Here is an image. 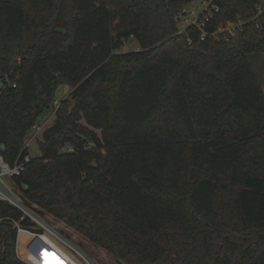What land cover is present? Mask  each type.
I'll return each mask as SVG.
<instances>
[{
	"label": "trees",
	"instance_id": "1",
	"mask_svg": "<svg viewBox=\"0 0 264 264\" xmlns=\"http://www.w3.org/2000/svg\"><path fill=\"white\" fill-rule=\"evenodd\" d=\"M192 1L0 0V157L27 155L69 86L14 182L117 264H264V90L248 63L264 55V27L179 34ZM255 1L219 3L206 30ZM131 38L139 50L119 53ZM22 217L0 201V264H26Z\"/></svg>",
	"mask_w": 264,
	"mask_h": 264
},
{
	"label": "built area",
	"instance_id": "2",
	"mask_svg": "<svg viewBox=\"0 0 264 264\" xmlns=\"http://www.w3.org/2000/svg\"><path fill=\"white\" fill-rule=\"evenodd\" d=\"M195 1L193 0L188 6ZM199 7L195 11H188L187 6L182 7L180 10L179 16L181 20L182 29L178 32L183 34L186 29L193 28L197 32L201 33V40H204L208 36L218 40L220 36L227 41L229 38L235 37L237 32H240L245 25H251L252 28L262 29L264 27V0H256L254 6L250 12V15L246 19L238 18L234 22H224L219 23L215 29L214 33H209L206 28L215 16L220 13L219 3H224L228 0H201ZM7 80V76H5ZM0 91L3 89V82L0 76ZM12 87H15L12 85ZM61 103L58 101H53L51 104V113L49 117L44 121L43 124H37L32 132L33 135L29 138V144L25 145V150L29 149L31 142L40 135L48 126L50 120L54 118L56 112L60 108ZM27 151V150H26ZM68 151H72L70 148ZM33 157L30 153L17 158L15 162L10 165L2 160L0 157V201L8 204L12 208L14 207L20 213H22V220H29L33 225L37 226L40 230H43L47 234H50L55 239H57L66 250L71 254H76L81 257L87 264H94L92 260L84 254V252L72 243L68 238L66 239L60 232L55 230L50 224H48L35 210L34 207L25 205L23 202L22 196L20 195L19 188H16L14 180L19 177H23L28 173L29 166ZM17 231H19V223H15Z\"/></svg>",
	"mask_w": 264,
	"mask_h": 264
},
{
	"label": "rangeland",
	"instance_id": "3",
	"mask_svg": "<svg viewBox=\"0 0 264 264\" xmlns=\"http://www.w3.org/2000/svg\"><path fill=\"white\" fill-rule=\"evenodd\" d=\"M201 0L195 1L194 3L184 5L187 6L188 11H195L197 7L200 6ZM182 6V7H184ZM182 9V8H181ZM179 16V14H178ZM241 18V17H236ZM236 20V19H235ZM234 22V21H233ZM235 23V22H234ZM178 32L182 29L181 20L177 23ZM139 45L134 38L128 40L123 47L118 51L119 53H131L132 51H138ZM248 63L252 68L253 73H255L259 83L261 84L262 90H264V55H254L248 57ZM1 83V82H0ZM72 89L66 84H62L57 88L54 101L62 103L64 100H70ZM51 110V109H50ZM46 112L37 124H43L44 121L49 117L51 111ZM53 121V118L50 120L49 124ZM48 124V125H49ZM33 135L31 132L30 136ZM28 136L25 141V145L29 144ZM40 135L35 137L31 142L29 149H26L28 154L35 159L41 156L36 140ZM24 145V148H25ZM68 147H64L62 150L67 151ZM104 155V152L102 153ZM27 174L24 176L26 177ZM17 188V186H15ZM34 210L37 212L38 208L35 205ZM48 224H50L55 230L60 232L66 239L72 241L77 247H79L84 254H86L94 264H117L114 260L108 256L104 251L99 250L95 246H92L88 241L82 239L76 232L72 229H69L64 226L62 222L55 221L50 215L42 217ZM62 244L55 239L50 234H47L43 230H40L37 226L33 225L26 229L19 228L17 234V241L15 249L19 258L24 261L26 264H87L81 257L76 254H71L68 250L61 246ZM47 254V256L45 255Z\"/></svg>",
	"mask_w": 264,
	"mask_h": 264
},
{
	"label": "water",
	"instance_id": "4",
	"mask_svg": "<svg viewBox=\"0 0 264 264\" xmlns=\"http://www.w3.org/2000/svg\"><path fill=\"white\" fill-rule=\"evenodd\" d=\"M73 108H74V107H73V104L69 106V113L72 111ZM94 166H95V165H93V167H94Z\"/></svg>",
	"mask_w": 264,
	"mask_h": 264
},
{
	"label": "snow or ice",
	"instance_id": "5",
	"mask_svg": "<svg viewBox=\"0 0 264 264\" xmlns=\"http://www.w3.org/2000/svg\"><path fill=\"white\" fill-rule=\"evenodd\" d=\"M47 256V254H45ZM56 264H59V262H56Z\"/></svg>",
	"mask_w": 264,
	"mask_h": 264
}]
</instances>
